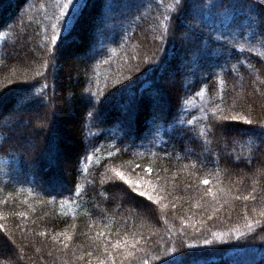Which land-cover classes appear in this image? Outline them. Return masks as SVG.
Here are the masks:
<instances>
[{"label":"trees","instance_id":"1","mask_svg":"<svg viewBox=\"0 0 264 264\" xmlns=\"http://www.w3.org/2000/svg\"><path fill=\"white\" fill-rule=\"evenodd\" d=\"M66 2L0 0V264H264V0Z\"/></svg>","mask_w":264,"mask_h":264},{"label":"snow or ice","instance_id":"2","mask_svg":"<svg viewBox=\"0 0 264 264\" xmlns=\"http://www.w3.org/2000/svg\"><path fill=\"white\" fill-rule=\"evenodd\" d=\"M85 6V4L83 3V0H67V2L65 3L64 7L61 9L62 11H64L65 9H68L69 7L71 8V15L68 18V26L71 27L72 23H73V18L76 17V15L79 13V11ZM91 114V113H90ZM237 119H247L246 117H236ZM249 123H251V121H248ZM147 171L149 173L152 172L151 167L147 168ZM119 177L121 180L125 181L129 186H131V188L139 193L141 196L146 197L147 200L151 201L153 200V196L149 194L148 190H143L141 191V187H142V182L140 180H132V179H128L122 172L118 173ZM202 183L204 184H209L210 181L205 178ZM157 203L159 202V199L157 198ZM122 241L117 240L115 242V244L112 245V247H118L119 245H121ZM204 243H209V241H204ZM108 251V248L105 247V252ZM90 255V254H89ZM129 255H131V253H129ZM100 264H104V261H100Z\"/></svg>","mask_w":264,"mask_h":264},{"label":"rangeland","instance_id":"3","mask_svg":"<svg viewBox=\"0 0 264 264\" xmlns=\"http://www.w3.org/2000/svg\"><path fill=\"white\" fill-rule=\"evenodd\" d=\"M72 65L74 66V69H73V73H72V75H73V77H74V75H75V72H78V71H80V65H79V61L77 60V61H75V62H73L72 63ZM70 67V66H69ZM70 70V69H69ZM69 74V71L67 72V75ZM67 78H68V76H67ZM69 105L70 104H67V107L69 108ZM71 109H72V107H70ZM22 113H25L26 115H28V113L26 112V111H23ZM22 126L24 125V123H20ZM131 126H132V124H131ZM65 136V135H64ZM66 136H69L71 139H73V140H75L76 139V137L72 134H69V135H66ZM31 140V142H39V140H40V138H37V139H35V138H33L32 137V139H30ZM68 159V155H67V153L64 151V150H60V152L58 153V160H59V164H60V167H61V170H62V172L64 173L65 171V174L67 175V169L69 168V166H70V162L67 160ZM128 179H132L131 177H128L127 175H125ZM133 180V179H132Z\"/></svg>","mask_w":264,"mask_h":264}]
</instances>
